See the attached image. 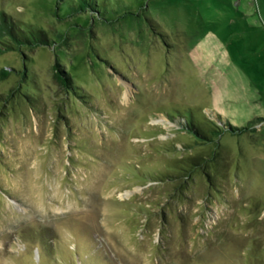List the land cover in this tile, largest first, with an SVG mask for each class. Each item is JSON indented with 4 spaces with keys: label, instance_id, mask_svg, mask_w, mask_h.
<instances>
[{
    "label": "rangeland",
    "instance_id": "1",
    "mask_svg": "<svg viewBox=\"0 0 264 264\" xmlns=\"http://www.w3.org/2000/svg\"><path fill=\"white\" fill-rule=\"evenodd\" d=\"M0 12L53 36L0 51V264H264V0ZM195 152L212 181L175 176Z\"/></svg>",
    "mask_w": 264,
    "mask_h": 264
},
{
    "label": "trees",
    "instance_id": "2",
    "mask_svg": "<svg viewBox=\"0 0 264 264\" xmlns=\"http://www.w3.org/2000/svg\"><path fill=\"white\" fill-rule=\"evenodd\" d=\"M59 6V5H58ZM80 11H84L85 7L80 6ZM77 10V11H78ZM53 41V36L49 35L45 30L33 27L31 25L21 24L17 22L12 16L5 12H0V51H11L19 49L21 47H38V46H49ZM56 77L58 81L65 86L67 89L75 93V81L69 74V70H64V65L57 64L56 66ZM10 76V72L6 68L0 69V81L7 79ZM77 87V86H76ZM174 118V117H173ZM186 121L187 131L191 135H195L200 138L201 142L205 146H210V143L214 142V138H220L224 132L231 131L233 133L242 131L240 128L231 125L227 122L223 128L220 126H214L213 136L206 131L195 119L188 120L183 116ZM196 153V152H195ZM214 154V152L212 153ZM213 156V155H212ZM215 157V156H214ZM189 167L185 168L176 177L186 180L188 182L194 172L203 171L208 176L209 180L212 181L211 175L207 171L209 166L208 162L211 160V154H191L188 157Z\"/></svg>",
    "mask_w": 264,
    "mask_h": 264
},
{
    "label": "bare ground",
    "instance_id": "3",
    "mask_svg": "<svg viewBox=\"0 0 264 264\" xmlns=\"http://www.w3.org/2000/svg\"><path fill=\"white\" fill-rule=\"evenodd\" d=\"M127 95H129V93H127Z\"/></svg>",
    "mask_w": 264,
    "mask_h": 264
}]
</instances>
